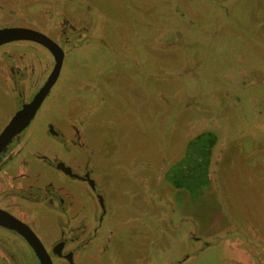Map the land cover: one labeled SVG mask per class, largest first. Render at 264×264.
Here are the masks:
<instances>
[{
    "label": "flooded vegetation",
    "instance_id": "obj_1",
    "mask_svg": "<svg viewBox=\"0 0 264 264\" xmlns=\"http://www.w3.org/2000/svg\"><path fill=\"white\" fill-rule=\"evenodd\" d=\"M206 1L0 0V264H264V18Z\"/></svg>",
    "mask_w": 264,
    "mask_h": 264
},
{
    "label": "rangeland",
    "instance_id": "obj_2",
    "mask_svg": "<svg viewBox=\"0 0 264 264\" xmlns=\"http://www.w3.org/2000/svg\"><path fill=\"white\" fill-rule=\"evenodd\" d=\"M199 3H201V7H199L198 12H202V16H192V18L197 17V19H194L195 24L197 22H201L200 17H204L206 13H213V11L216 13V8L212 7L209 2L206 0H198ZM124 5V4H123ZM130 12V11H128ZM133 13V12H130ZM232 13L234 16H236L237 22L242 24H247L248 21L255 20V19H262L264 18V0H236L235 5L232 8ZM199 17V18H198ZM243 26V25H242ZM241 26V27H242ZM262 30L264 31V26H262ZM242 35L244 34L243 31L241 32ZM142 36V34H140ZM67 71L64 72V76L68 77L71 75H74L76 73H72L75 69V66L73 65V62L69 63L66 67ZM242 146H248L249 140H243L241 142ZM146 222V220H145ZM131 226H129L130 228ZM136 227V226H135ZM145 229L147 227L145 226ZM131 237V236H130ZM146 239V238H145ZM143 240V250L145 253L147 251L154 252V264H162L163 259L165 256H163L159 251L163 250V246L165 241L161 240V244L155 246L157 243H154V245H147L145 244L146 240Z\"/></svg>",
    "mask_w": 264,
    "mask_h": 264
}]
</instances>
